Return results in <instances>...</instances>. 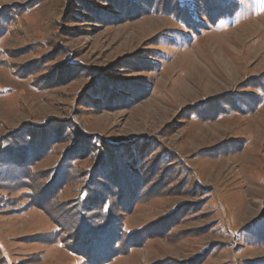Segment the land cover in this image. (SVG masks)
<instances>
[{
  "label": "rangeland",
  "instance_id": "obj_1",
  "mask_svg": "<svg viewBox=\"0 0 264 264\" xmlns=\"http://www.w3.org/2000/svg\"><path fill=\"white\" fill-rule=\"evenodd\" d=\"M152 1L0 0V264L84 263L40 196L68 155L70 210L111 144L142 179L110 264H264V0L194 27ZM25 152L17 191L2 156Z\"/></svg>",
  "mask_w": 264,
  "mask_h": 264
},
{
  "label": "trees",
  "instance_id": "obj_2",
  "mask_svg": "<svg viewBox=\"0 0 264 264\" xmlns=\"http://www.w3.org/2000/svg\"><path fill=\"white\" fill-rule=\"evenodd\" d=\"M150 1L153 2L152 0ZM161 1L163 2L162 12L165 11L169 13L189 27H194L196 21H198L199 16L197 12L201 14L205 12L203 18H208L209 25H215L221 21V19L230 18L235 14V11L238 10V5L233 7L232 4L220 3V0H201L200 4H198V0ZM221 4L223 7H218L221 6ZM157 11H160V9ZM157 11L155 10L154 12ZM110 147L116 150L112 148L109 151L105 150L103 151L106 152L104 155L97 157V163L88 171V175L90 176L88 181L84 182V186L80 191V196L77 200L74 199L71 201L72 206L70 210H66L64 207H59L60 209L56 210L51 208V201L57 203V196L55 197V193L73 176L72 166L74 164L68 155V157L66 156L65 159L61 160L58 170H56L55 173L54 183H58L59 179L62 177L60 186L54 191L50 189V186L54 185L51 184L46 187L44 193H41L40 196V198H43L42 201L44 203L41 201L42 205L39 206V209H42L57 226L53 235L59 237L57 238L55 236V239H53L54 242L60 240V237L62 238L65 233H71L77 236V239L72 237L71 244L64 243V245L72 253L80 255L84 260L83 264H110L114 261V258L123 255V252H119L121 245L120 242H118L120 240L119 236L121 231L119 228L122 227L123 224L120 223V221H118V223L115 221L118 220L117 218L121 217L117 213L115 215V206H125V203L134 200L140 195V184L136 182L142 179V175L138 173L139 169L133 166L131 159L126 157V155L131 152L130 149H128L129 147L124 145L113 146L112 144ZM36 148L37 145L34 146L35 150ZM113 152H116V155L120 153H124L123 155H125L122 170H118L119 174L116 172L114 173V170H112L116 163L112 164V160L108 162ZM25 154L28 155V152L14 155L10 153L2 156L3 159H6H4V162L12 163L5 177L6 180H14L15 183L13 186H16V188L20 186V188H17V191L25 188L27 185L29 186V184H26L30 181L27 176L28 171L22 175V173L20 171L18 172L16 169L22 168L24 171L23 167H25V164L29 160V157ZM39 154H41V149L39 150L38 155ZM131 167L135 168L136 171ZM121 177L124 182L119 181L118 184L117 179H121ZM130 179L131 181H128ZM31 190L33 192H26L24 195L34 197L35 191L37 190L32 188ZM104 193L108 195V198H104ZM66 214L69 215L68 218L65 217ZM114 215L117 217L114 218ZM117 226H119V228ZM51 236L52 235H49L48 238H51Z\"/></svg>",
  "mask_w": 264,
  "mask_h": 264
}]
</instances>
